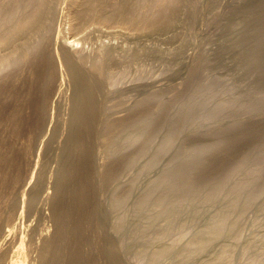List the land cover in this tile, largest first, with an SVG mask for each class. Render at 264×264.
I'll use <instances>...</instances> for the list:
<instances>
[{
  "label": "bare ground",
  "instance_id": "obj_1",
  "mask_svg": "<svg viewBox=\"0 0 264 264\" xmlns=\"http://www.w3.org/2000/svg\"><path fill=\"white\" fill-rule=\"evenodd\" d=\"M58 1L0 0V264H127L132 250L134 263L176 264L217 243L205 264L229 263L245 211L259 200L264 206V0H236L223 14L215 11L220 0H68L73 31L121 22L159 35L214 9L205 20L217 25L210 37L216 47L210 55L200 52L183 88L170 98L149 92L123 117H113L98 99V93L111 95L107 66L114 46L94 58L73 48V38L53 48ZM175 48L170 55L178 59L183 49ZM58 55L75 94L57 153L51 137L54 96L63 82ZM50 158L57 166L48 175ZM128 170L132 176L123 180ZM201 217V229L185 243L151 249L155 236L166 238ZM260 247L264 251V237ZM255 251L239 264L261 261Z\"/></svg>",
  "mask_w": 264,
  "mask_h": 264
},
{
  "label": "rangeland",
  "instance_id": "obj_2",
  "mask_svg": "<svg viewBox=\"0 0 264 264\" xmlns=\"http://www.w3.org/2000/svg\"><path fill=\"white\" fill-rule=\"evenodd\" d=\"M205 1L206 0H201V2H205ZM235 1L236 0H220L215 6V11L218 14H223L230 7V5L232 3H234ZM65 4H66V6H65ZM63 7L64 8L67 7V8L64 10ZM68 7H69L68 6V0H67V2L65 0H59L56 4V10L57 11H55V14H54L55 21L53 20V27H54L53 28V48L56 49V47H57V49H58V47L60 46L59 43L65 42L66 40L73 38L72 40L68 41V42H70L71 45H74L73 48H76V49L79 48V50L82 49L81 51L84 54H86L90 58H94V57H96V55L100 54L103 51V49L109 48L110 50L111 49L113 50L112 46H114L115 52H114V50L112 51V53L114 55V61L110 65L107 66V71L109 72V75H110L108 83L111 82V83H109V87L112 88V91L110 93L111 95H108L105 98H103V95H101L99 93H98L99 96L97 95L98 99L100 101H103L104 105L111 111L113 117H123V116H126L127 114H129V112L132 110L133 105L137 101L142 99L149 92L163 91V92H165V96L167 98L175 96L183 88L184 83H185L186 78H187V75H188L189 67L192 65V63L194 62L196 57L200 54V52L205 53L207 55H210V53L216 47V42L214 40L210 39V37H212L216 34V32L218 30L217 25L214 22L213 23L210 22L209 19L205 20L206 17L210 18L209 14L211 16V12H213L214 9L212 11H209L210 13H208V16H207L208 10L202 11L203 13L200 12L199 13L200 15L199 14L197 15L199 17L198 18L196 17L194 24L191 26H189L187 24H179V25H177L178 27L176 26L174 29L171 30L172 33L170 31L169 32L166 31L163 33H158L159 35H156L157 33H155V34L150 33V32H146V33L142 32L141 33V32H136L133 29L130 30L131 28H129V26L127 27L126 24H123L121 22H118V24L116 22H113L110 24H103V25L102 24L98 25L97 23H96V25H94L95 23L94 24L89 23L86 26L80 28L79 29L80 32H79V30L73 31L70 29L69 21H67ZM57 14H58V16H57ZM55 16H57V17H55ZM63 19H64V21H63ZM61 21H63V22H61ZM56 23L57 24L59 23V25H57ZM120 23L123 25H121ZM60 24L61 25L63 24L62 27H64V28H62L60 26ZM68 24H69V26H68ZM100 25H102V26H100ZM66 26H67V28H66ZM98 26H100V27H98ZM95 27H97V28H95ZM58 28H59V30H58ZM86 28H88V29H86ZM81 29L85 30V31H82ZM61 31H63V32H61ZM57 32H59L58 35H57ZM182 32H184L183 35H182ZM143 33H145V34H143ZM68 34H71V35H69L70 37L68 36ZM168 35H169V37H168ZM170 37H171V39H170ZM173 37L177 40H175ZM54 38L56 39L55 40L56 43L54 42ZM72 41H74V42H72ZM186 42H188V43H186ZM136 46L138 47V49L135 48ZM154 47H155V49L158 48L156 51H158L159 53H155L156 52L155 50L153 51ZM174 47H176V48L179 47L180 51H182V49H183V51L181 52V54L184 53V54H182L183 59H180L182 56H180V58H178L182 61H180L178 59H174L172 57V55H170L171 52L174 51ZM176 48H175V51H176ZM133 50L134 51L136 50L134 54H133V52H134ZM139 50H140V52H138ZM151 50L153 53L151 52ZM141 52H142V55H141ZM161 52H162V54L160 55ZM164 52H166L167 54ZM127 54H128V58H127ZM135 54H137L139 57ZM116 55L118 57H116ZM164 55H170V57L169 56L164 57ZM135 56H136V58H135ZM57 60H58L57 61V72L59 70V73H57V75H58L57 77H58V80L59 79L63 80L64 85L62 84L63 83L62 80H59V84L62 82L60 84L61 93L59 90V93H57L56 96H54L56 99L57 98H59V99H57L58 101L55 100V103L58 105L54 104L55 105L54 109L56 110V112H55V119H54L55 123L53 122V124H55V126H54V131H53L54 135H53V137H51V139L53 138V140H55V144H54V141L52 140V143H53L52 144V146H53L52 152L54 150L58 153L60 151V148H59L60 145H58V144H61V142L63 141V139L66 135L65 132L69 130L68 129L69 128V122H68L69 117L68 116L71 113L70 109L73 106L72 103H74L75 87H74V84L72 82L70 74L68 72H65L68 70H66L67 67L62 63L63 60H62L61 55L57 56ZM174 61H176V62L173 63ZM59 62H61L63 65H61V63H59ZM59 65L63 66L65 68V70L63 68H62L63 70L58 68V67H61ZM171 65H172V67H171ZM220 71L223 74H225L224 68H222ZM135 75H136V77H134ZM137 78H138V80H137ZM113 81H115V83ZM113 93H115V94H113ZM57 110L59 113H57ZM56 115H58L59 117ZM64 124L66 126L68 125L67 126L68 128L65 127ZM57 133H58V135H56ZM57 140H59V141L57 142ZM96 156H97V160L99 162L103 161L104 156H105V152H104V147L102 145H100L98 147V151H97ZM141 160L143 161V158H141L139 160L140 164L142 163ZM47 163H49L48 164L49 167L45 166L44 171L46 172V174L49 175L50 173H53L55 171L57 164L54 161V159H52V158H50ZM47 163H46V165H47ZM139 163H137V165ZM132 169H133V173H134L136 170V167L131 168L130 170L132 171ZM130 170H128V173L126 172L123 174V178H122L123 180L124 179L126 180L127 178L129 179L132 176V173H130L131 172ZM150 171H148V172H149V175L151 176V179H152L153 176L154 177L156 176V173L158 171L155 169L150 170ZM154 173H155V175H154ZM128 174H129V176H128ZM147 174L148 173L143 175V177H145V179L143 177H141V180H140L141 183L139 182V184H138L139 186H140V184L141 185L143 184V186H144L145 183L150 180L149 179L150 176L148 178ZM258 175H261V172H259ZM142 178L146 182L143 181ZM138 185L136 188H138ZM142 187L139 189L135 188L134 192H136V194L138 195L139 192L141 191ZM137 190H139V191H137ZM136 194L135 193L133 194L134 197L131 198V200H130L131 203L129 202L130 206L132 204V200L136 197L135 196ZM105 195L103 194V196H104V197H102L103 199H105V197H106ZM261 201L262 200H259V202H261ZM259 202L257 201L258 204L256 203V205L249 207L245 211L244 216L241 219V221H242L241 223L243 224V226L241 224L242 228L240 227V236H241L240 239L241 240L239 239L240 240L239 243L237 241L238 244L236 246L235 255L233 256L232 261H230L227 264H239V263H245L246 261L248 262L252 258L254 251L257 249L255 251V252H257L258 249L261 248L260 247V240L264 237V208H263L264 206H262V208H261L260 205L263 201L260 204H259ZM211 209L212 208H208L206 214H208L211 211ZM31 219H33V221H32L33 224L36 223V221L38 219V215L33 214ZM204 220H205V218L201 217V218L196 219L194 221H189V222L185 223V225H182L181 227L175 228L176 230L175 229L172 230V232L169 233L170 235H166V236H168L166 238L155 236L151 242V249H156V248L164 245L165 243H171L172 241H174V242L178 241V243H179L181 240V242L185 243V241L189 240V238L192 235H194L197 231H199L201 229V227L204 223ZM48 223H50V222H48ZM49 231L51 232L52 230H49ZM226 241H229V240H226ZM249 241L255 242V244H254V242L252 244V246L254 245V247H253V249H249V250L244 251L243 245L246 244V242L249 243ZM181 242L179 244H183ZM5 244L6 243H4L2 245V247H4ZM217 244L219 246V243H217ZM217 244H215L212 247L213 250L211 249L209 252H205L204 254H201L200 256H198L195 259H191V260L190 259H185V260L181 259L180 261L178 260L176 262V264H203V263L205 264L206 261H208L209 259H212L214 257V255H215L214 252H215V250L218 249ZM214 248H216V249L214 250ZM260 251H261V249L258 251V253ZM130 252L133 254H131ZM130 252L129 253L131 255L128 252L126 254L124 253L125 256H127V254H129L127 257L130 256L129 257L130 260H129V258L127 259V257H126V260L128 261L126 263L127 264H138V263H134V260L136 262V260L138 259V258L137 259L135 258L134 250H132ZM259 254L261 255L260 256L261 261H259L258 263L264 264V251L262 250L261 253H259ZM124 259H125V257H124ZM131 259H133V261ZM129 261H130V263H129ZM101 262H102V264H104L103 261H101ZM141 262L142 261H140V263ZM166 262L168 263L167 259L166 260L161 259V261L160 260L154 261V262H151L150 264H167ZM145 264H146V262H145Z\"/></svg>",
  "mask_w": 264,
  "mask_h": 264
}]
</instances>
